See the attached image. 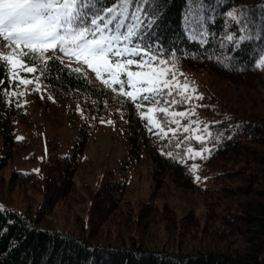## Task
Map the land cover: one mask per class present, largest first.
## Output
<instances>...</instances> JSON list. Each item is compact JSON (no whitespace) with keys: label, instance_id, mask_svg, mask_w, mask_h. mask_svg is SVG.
<instances>
[{"label":"trees","instance_id":"16d2710c","mask_svg":"<svg viewBox=\"0 0 264 264\" xmlns=\"http://www.w3.org/2000/svg\"><path fill=\"white\" fill-rule=\"evenodd\" d=\"M112 2L99 0V5ZM153 11L158 21L144 43L157 41L166 55L174 49L176 69L204 71L241 89V102L236 108L223 107L218 120L209 126L213 140L204 145L211 149L202 160L205 171L219 180V186H195L193 160L181 164L167 155L177 154L176 144L182 145L181 153L184 147H199L191 135L177 132L161 139L149 133L140 113L152 104L143 102L137 109L111 89L95 87L64 62L62 66L60 58H44L37 52L44 73L40 82L65 104L73 123L82 116L77 105L84 111V120L70 153L42 165L43 199L31 217L0 208V264H264V69L253 63L258 53L264 55V0H156ZM230 13L237 14L239 24L230 19ZM189 20L199 21L207 33L206 45L189 40ZM237 33L243 42L233 49L224 38ZM7 73L8 68L0 66V80L5 81L0 85V138L5 147H11L12 122L20 108L16 95L4 94L16 90L7 83ZM108 113H121L124 120L126 155L121 166L130 169L141 161L151 165V198L142 201L136 215L129 217L122 208L128 204L123 200L126 181L109 180L92 195L88 220L77 231L41 228L40 221L72 192L89 127ZM7 160L0 158V169ZM27 176L31 175L15 173L13 178ZM167 183L205 196L203 229L197 230V218L195 229L183 233L196 219L187 215L177 220L166 204L155 207L152 199ZM160 225L165 240L157 244L153 234ZM204 228L205 244L197 239ZM183 236H189L187 242Z\"/></svg>","mask_w":264,"mask_h":264},{"label":"rangeland","instance_id":"374dc122","mask_svg":"<svg viewBox=\"0 0 264 264\" xmlns=\"http://www.w3.org/2000/svg\"><path fill=\"white\" fill-rule=\"evenodd\" d=\"M25 50L29 49L23 46L20 49H16L15 45L8 46L7 42L0 37V55H15L17 58H22ZM38 54L44 58L58 57L69 67H79L81 73L95 87L104 86L96 78L95 73L87 65L77 63L75 57L65 56L58 49L55 52L48 50L38 52ZM175 71L179 84L183 85L186 82L189 85L188 95L197 98L191 99L185 105H167L168 120H164L163 114L158 111H147L149 107L156 108L155 104L141 111L146 116L150 115L154 119H160L164 131L168 134L185 132L184 128L187 127L189 131L185 133L194 139V134H198V130L209 127L218 120L217 114L222 113L223 107H235L241 100V89H235L234 86L204 71L179 69ZM115 87L119 88L118 85ZM39 88L40 91L35 90V83L16 88L20 109L18 110L19 116L12 122L14 143L11 147H5L0 138V158H8L6 165L0 169V208L28 213L30 217L43 199L42 183L39 180L42 165L48 160H55L57 157L67 156L70 153L80 124L84 120L83 116H80L78 122L73 123L65 104L49 92L43 82H39ZM126 90L133 89L126 86ZM49 96L52 99H49ZM198 97H203V99ZM166 98L171 99V97ZM172 111H184L187 116L171 117ZM77 112L80 115L78 109ZM169 120H178L179 123H169ZM109 121L111 123H108ZM123 129L124 120L121 113L116 115L108 113L95 126L89 127V138L82 153L81 166L73 176L72 192L53 208L48 217L40 221L41 228L77 231L81 224L84 225L88 220L92 195L100 185L109 180L124 179L126 181L123 200L128 204L122 208L126 211L124 214L129 217L136 215L142 201L151 198L153 193L151 165L146 161H141L139 165L130 169H124L121 166L126 155ZM20 137L22 139H18ZM204 147L200 145L194 149L201 150ZM190 165L191 171L192 166H196L195 172L192 171L195 186L204 189L219 186V180L214 179L211 172L205 171V164L201 159L193 160ZM15 173L31 176L14 179ZM195 177H199V180ZM152 200L158 209L166 204L177 220L187 215L196 219L192 225L185 228L183 233L192 228L195 229L197 218L200 220L197 230L203 229L205 225V196L203 194L178 190L172 184L167 183L155 193ZM197 230H194V236ZM155 232L157 234H153L155 238L153 242L157 243L159 240L164 242L165 235L161 225L156 227ZM189 236H183V239L187 242ZM199 237L198 241L202 240L205 244V228L202 235H197V239Z\"/></svg>","mask_w":264,"mask_h":264},{"label":"snow or ice","instance_id":"6c2138e0","mask_svg":"<svg viewBox=\"0 0 264 264\" xmlns=\"http://www.w3.org/2000/svg\"><path fill=\"white\" fill-rule=\"evenodd\" d=\"M155 4L156 0H113L111 4L103 6L99 5V0H0V37L8 46L29 49L24 59L15 55H0V66L8 68L7 83L15 88L35 83V90L40 91L39 82L44 73L38 66L39 58L35 54L58 49L65 56L75 57L77 63L87 65L105 88L118 93L135 108L141 109L143 102L155 104L156 108L149 107L147 111H158L163 114L164 120H168L167 105H185L197 97L188 95L189 85L186 82L181 85L176 79V51L171 49L166 55L157 41L144 43L146 34L158 21L153 11ZM236 15L230 13L229 17L236 20ZM236 23L240 21L236 20ZM187 26L190 41L201 46L209 42L199 21L189 20ZM224 39L233 49L239 48L243 42L239 33L236 36L229 34ZM253 63L258 69H264V55L258 53ZM60 64L63 66V60ZM71 71L80 73L81 68ZM4 83L0 80V85ZM117 85L119 88L115 87ZM126 86L133 90H126ZM4 94L9 97L17 95L16 92ZM49 99L52 97L49 96ZM77 109L83 116L84 111L79 105ZM170 115L186 117L187 113L172 111ZM140 119L147 122L149 133L161 139L168 138L160 119L143 113ZM169 123L178 124L179 121L169 120ZM184 131L188 132L189 129L185 127ZM194 139L201 145L211 142L210 128L206 126L198 130ZM175 146L177 154L174 156L168 152L167 155L181 164L187 160H203L205 154H211L208 147L195 150L193 146H187L181 153L179 149L182 145ZM195 170L196 166L193 165L192 171ZM195 179L199 180V177Z\"/></svg>","mask_w":264,"mask_h":264}]
</instances>
